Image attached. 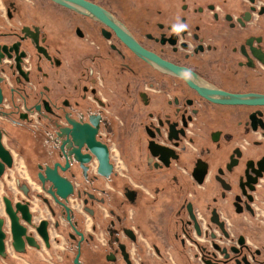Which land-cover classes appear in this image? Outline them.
<instances>
[{"label": "flooded vegetation", "instance_id": "1", "mask_svg": "<svg viewBox=\"0 0 264 264\" xmlns=\"http://www.w3.org/2000/svg\"><path fill=\"white\" fill-rule=\"evenodd\" d=\"M89 1L200 83L264 94V0ZM0 88L3 177L18 173L9 197L28 203L37 245L19 252L8 236L16 264H264V104L212 101L53 0H0ZM75 125L107 147L108 176ZM17 127L35 133L28 154ZM47 167L72 183L70 212L39 179Z\"/></svg>", "mask_w": 264, "mask_h": 264}, {"label": "water", "instance_id": "2", "mask_svg": "<svg viewBox=\"0 0 264 264\" xmlns=\"http://www.w3.org/2000/svg\"><path fill=\"white\" fill-rule=\"evenodd\" d=\"M63 6H66L77 12L91 16L92 18L112 26L120 36V38L139 56L145 59L150 64L154 65L159 70L177 75L188 81L192 86L201 91L203 95L212 101L222 103L234 104H264V94L261 93H229L218 88H213L199 82L197 74L192 70L178 66L174 63L162 59L155 53H152L143 48L134 38L127 27L119 21L112 13L107 11L104 7L91 2L89 0H53ZM2 101V92L0 88V103ZM66 132L69 130L66 129ZM87 134H89L87 136ZM0 130V178L3 177L6 165H12V157L8 150H6L1 142ZM94 131L87 127L73 126L70 136L75 145L87 144L88 148L100 159V172L108 176L111 171V164L109 163V156L107 147L100 145L93 139ZM42 183L46 181L51 183L49 193H51L54 200L65 207L66 212H70V208L66 205L67 197L73 193L72 183L60 176L56 169H47L38 174ZM3 213L0 211V256L2 258L8 257L10 254L7 246L8 236H11V244L16 251L24 252L26 243L35 245V240L32 236L27 234V228L20 221H31V213L29 211L28 203L17 201L15 197L3 196ZM70 220V216H67ZM47 221H43L38 227V231L43 236L46 242L49 241L47 230ZM78 257L76 258V262Z\"/></svg>", "mask_w": 264, "mask_h": 264}, {"label": "rangeland", "instance_id": "3", "mask_svg": "<svg viewBox=\"0 0 264 264\" xmlns=\"http://www.w3.org/2000/svg\"><path fill=\"white\" fill-rule=\"evenodd\" d=\"M216 1V4H220V1L219 0H215ZM4 87H5V92L7 93V94H9V91H8V88L4 85ZM8 129V132L10 133V136H11V138H12V140L13 141H16L18 144H21V147H22V150H24V152L25 153H29L30 152V146H31V144H32V140H34L35 138H34V136H35V133L33 132V131H31L30 129H28V128H24V127H17V128H7ZM32 154V153H31ZM22 161V160H21ZM34 161H37V159L36 158H34ZM21 165H22V162H21ZM20 167V164H19V162H18V168ZM21 194V193H20ZM7 196V195H6ZM14 196H16L15 194H14ZM2 197L3 196H1V193H0V204H2ZM87 218L86 219H88V218H90L88 215L86 216ZM87 221V224H88V220H86ZM8 244H9V246H11V240L10 241H8ZM9 249H10V247H8ZM11 251H12V249H11ZM14 255V254H13ZM9 256H10V254H9ZM8 256V257H9ZM15 257H12V256H10V258H2V260H4V261H13L14 262V259H16L17 257H18V255H14ZM42 256H43V258L42 259H47V260H49L50 259V255L48 256V255H46V253L45 252H43V254H42ZM42 256H40V257H42ZM22 260V259H21ZM46 260V261H47ZM24 262L25 261H21V263L22 264H24ZM16 263V262H15ZM26 263V262H25Z\"/></svg>", "mask_w": 264, "mask_h": 264}, {"label": "crops", "instance_id": "4", "mask_svg": "<svg viewBox=\"0 0 264 264\" xmlns=\"http://www.w3.org/2000/svg\"><path fill=\"white\" fill-rule=\"evenodd\" d=\"M18 173L14 170H11L10 172H8L1 180H0V193L1 196H14V194L16 195V197L18 195H21L18 187L16 185V177H17ZM3 213V211H1ZM46 255H50L49 253H46ZM178 257V261L181 263L183 260H181L182 256L181 254L177 253L176 254ZM23 261L26 262V264H42V260L39 261V258H37V254L35 255V253H30L28 256H25V259H22ZM15 263V262H14ZM13 262H9V261H4L2 260V257L0 256V264H14ZM65 263H69V260L66 259ZM16 264V263H15Z\"/></svg>", "mask_w": 264, "mask_h": 264}]
</instances>
